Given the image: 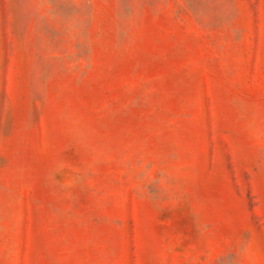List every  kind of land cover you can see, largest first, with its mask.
I'll use <instances>...</instances> for the list:
<instances>
[{
  "label": "rangeland",
  "instance_id": "rangeland-1",
  "mask_svg": "<svg viewBox=\"0 0 264 264\" xmlns=\"http://www.w3.org/2000/svg\"><path fill=\"white\" fill-rule=\"evenodd\" d=\"M0 264H264V0H0Z\"/></svg>",
  "mask_w": 264,
  "mask_h": 264
}]
</instances>
